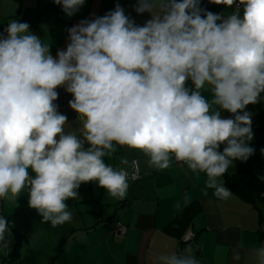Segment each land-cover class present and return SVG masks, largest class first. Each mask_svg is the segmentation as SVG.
I'll list each match as a JSON object with an SVG mask.
<instances>
[{
	"label": "clouds",
	"instance_id": "1",
	"mask_svg": "<svg viewBox=\"0 0 264 264\" xmlns=\"http://www.w3.org/2000/svg\"><path fill=\"white\" fill-rule=\"evenodd\" d=\"M52 2L72 17L86 0ZM208 2L229 11H209L202 0H136L134 11L151 15L139 25L116 3L66 29L69 42L55 57L27 22L9 21L0 32V200L16 203L26 191L28 206L55 228L71 221L67 201L82 184L124 199L128 172L106 163L121 147L157 170L182 162L228 200L221 178L255 152L247 109L264 102V0ZM61 88L77 114L73 131L56 104ZM11 227L0 215V249ZM253 259L264 264V246ZM152 264L200 261L188 246Z\"/></svg>",
	"mask_w": 264,
	"mask_h": 264
},
{
	"label": "crops",
	"instance_id": "2",
	"mask_svg": "<svg viewBox=\"0 0 264 264\" xmlns=\"http://www.w3.org/2000/svg\"><path fill=\"white\" fill-rule=\"evenodd\" d=\"M116 3L139 25L151 18L149 13L134 11L136 0H86L72 17L52 0H0V32L13 19L27 22L32 32L51 43L55 57L69 42L66 29L104 15ZM58 92V110L68 117L65 131L78 129L77 114L68 105L71 95L62 88ZM247 110L253 113V128L259 115L253 108ZM121 158L127 165L120 164ZM146 160L136 150L118 148L106 163L125 167L128 176L135 170L139 174L136 180H128L126 197L118 200L95 183L82 184L79 198L67 201L71 221L55 228L42 223V217L28 206L26 191L16 203L0 200V215L12 225L9 247L0 249V264H152L153 258L180 253L188 246L200 264H254L255 249L264 246L260 206L233 193L228 200L217 199L212 189H205L206 175L192 173L185 164L173 162L170 168L157 170L148 167ZM234 165L225 175L235 173ZM117 224L127 229L124 236L113 232ZM190 232L193 241L182 245V238Z\"/></svg>",
	"mask_w": 264,
	"mask_h": 264
},
{
	"label": "trees",
	"instance_id": "3",
	"mask_svg": "<svg viewBox=\"0 0 264 264\" xmlns=\"http://www.w3.org/2000/svg\"><path fill=\"white\" fill-rule=\"evenodd\" d=\"M202 7L214 13H221L218 7H209L204 0H202ZM259 115V125L253 127L254 139L251 146L255 149L254 154L247 160V162H236V171L233 175H225L224 184L231 189V192L242 201L253 205L260 206L261 218L262 210H264V181H260L258 177L264 175V154L261 149H264V108L261 104L249 105ZM261 237H264V231H261Z\"/></svg>",
	"mask_w": 264,
	"mask_h": 264
},
{
	"label": "built area",
	"instance_id": "4",
	"mask_svg": "<svg viewBox=\"0 0 264 264\" xmlns=\"http://www.w3.org/2000/svg\"><path fill=\"white\" fill-rule=\"evenodd\" d=\"M204 2L209 6V7H220V5H216V4H212V3H209L208 0H204ZM173 162L178 165V166H181V165H184L182 162H176L175 160H173ZM139 177V174L137 172V170H135V172L128 176V180H136L137 178ZM113 232L119 236H124L127 232V229L125 227H123L122 225L120 224H117L114 228H113ZM194 234L193 233H188L185 237L182 238L181 240V244L182 245H188L189 243H191L194 239Z\"/></svg>",
	"mask_w": 264,
	"mask_h": 264
},
{
	"label": "rangeland",
	"instance_id": "5",
	"mask_svg": "<svg viewBox=\"0 0 264 264\" xmlns=\"http://www.w3.org/2000/svg\"><path fill=\"white\" fill-rule=\"evenodd\" d=\"M6 4H8L7 3V1H5L4 2V5H6ZM219 11L221 12V13H224V12H227V11H229L228 9H226L225 8V6H223V5H220V7H219ZM0 14H1V11H0ZM2 24H1V22H0V31H1V29H2ZM261 106H264V102H261ZM258 122H259V120H258ZM258 122H256V124L254 125V126H258ZM259 125H262V124H259ZM262 153V152H261Z\"/></svg>",
	"mask_w": 264,
	"mask_h": 264
}]
</instances>
